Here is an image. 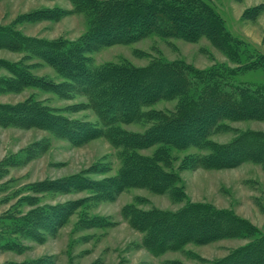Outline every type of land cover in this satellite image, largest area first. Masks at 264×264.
<instances>
[{
    "label": "rangeland",
    "instance_id": "1",
    "mask_svg": "<svg viewBox=\"0 0 264 264\" xmlns=\"http://www.w3.org/2000/svg\"><path fill=\"white\" fill-rule=\"evenodd\" d=\"M205 1L224 19L227 30L247 43L240 49L243 66L253 52L264 54V0ZM255 7L259 9L251 11ZM57 9L65 15L29 19L38 11ZM89 26L88 17L75 13L70 0H0V28L13 27L30 38L75 43L82 40ZM88 58L94 67L127 62L145 68L157 60L200 71L240 66L207 38L190 42L155 35L132 44L104 47ZM0 61L18 65L21 71L52 85L69 83L39 57L22 53L3 41ZM11 76L6 68H0V78ZM232 81L244 87H262L264 70L238 72ZM59 87L55 89L61 93L37 84L20 86L15 92L0 94V105L30 100L67 122L101 127L85 96L74 87ZM178 104V100H161L151 109L174 113ZM14 121L16 125H0V264H213L252 241L241 237L188 243L180 250L155 255L145 246L146 233L132 224L128 207L141 212L155 209L177 213L189 204H210L250 221L264 235V167L259 163L203 168L196 159L209 150L169 148L164 169L176 175L184 196L179 192L175 200L170 192L160 194L145 187L105 195L99 188L71 189L62 182L74 176L93 182L117 178L124 164L122 149L103 136L74 143L45 128ZM225 126L227 130L213 134L209 140L226 145L239 133H264V120L259 119L226 121ZM121 127L130 133H144L150 124L141 121ZM158 149L156 146L138 152L153 157ZM43 210L53 215L36 219L35 227L22 228L23 218Z\"/></svg>",
    "mask_w": 264,
    "mask_h": 264
},
{
    "label": "trees",
    "instance_id": "2",
    "mask_svg": "<svg viewBox=\"0 0 264 264\" xmlns=\"http://www.w3.org/2000/svg\"><path fill=\"white\" fill-rule=\"evenodd\" d=\"M70 1L74 12L88 17L90 23L88 32L79 42L39 40L13 27L0 28V42L39 57L69 81L61 84L62 87H74L85 96L101 127L67 122L30 100L19 105H0V125H16L14 119H19L74 143L103 136L123 150L124 164L117 178L93 182L74 176L62 182V186L78 190L99 188L105 195L145 187L160 194L170 192L171 197L178 200L182 192L176 184V175L164 169L169 148L193 146L209 150L196 159L197 165L203 168L232 167L245 162L264 167V133H239L226 145L209 140L213 134L227 130L226 121L264 120V86L244 87L232 81L238 72L264 70V54L253 52L250 61L243 66L240 49L247 43L227 30L224 19L213 6L205 0ZM257 9L259 7L251 11ZM64 15L65 12L58 9L45 10L30 15L29 19H57ZM152 35L190 42L207 38L240 66L231 70L200 71L157 60L145 68H136L127 62L94 67L88 58L90 53L104 47L132 44ZM2 67L12 76L0 78V94L35 84L61 93L55 89L61 85L35 78L21 71L18 65L0 61ZM161 100H178L179 104L174 113L152 110ZM141 121L150 124L144 133H130L121 127V124ZM156 146L159 149L153 157L138 152ZM126 211L132 224L146 233L145 246L155 255L180 250L188 243L242 237L252 241L213 264H264V235L250 221L231 211L219 210L210 204H189L177 213L155 209L141 212L131 207ZM52 215L46 210L30 212L23 218L22 228L35 227L36 219H48Z\"/></svg>",
    "mask_w": 264,
    "mask_h": 264
}]
</instances>
